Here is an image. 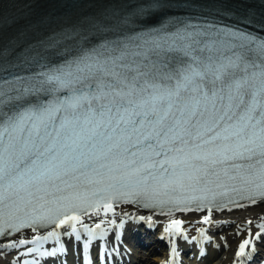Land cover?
<instances>
[{
  "label": "snow or ice",
  "instance_id": "obj_1",
  "mask_svg": "<svg viewBox=\"0 0 264 264\" xmlns=\"http://www.w3.org/2000/svg\"><path fill=\"white\" fill-rule=\"evenodd\" d=\"M155 7L141 0L114 25L67 32L51 42L55 60L0 75V255L54 256L42 246L62 234L87 248L84 217L118 202L203 212L204 224L264 202V24L133 27Z\"/></svg>",
  "mask_w": 264,
  "mask_h": 264
},
{
  "label": "bare ground",
  "instance_id": "obj_2",
  "mask_svg": "<svg viewBox=\"0 0 264 264\" xmlns=\"http://www.w3.org/2000/svg\"><path fill=\"white\" fill-rule=\"evenodd\" d=\"M128 211V210H127ZM124 209H116L114 212H109L107 215L101 213L98 216H92L88 218V223L92 227H95L97 223L100 226L109 227L114 225L116 221H123L122 219L125 218V214L127 213ZM203 216L195 217L194 214L184 217V228L188 231V242L191 246V250L198 256L201 252L209 253V258L205 261H201L200 264H236L237 259H234L235 250H238L239 244L247 237L251 240V243L260 244L264 238V230H262L259 226L264 225V205L263 204H255V205H248L245 207H240L235 210H228L226 212H217L212 214L211 222L205 226H200L195 220L201 218ZM150 221L153 223L156 235L163 232L166 228V224L174 217H167V218H158L156 216H151ZM149 219V218H147ZM251 220L252 223L248 224L247 221ZM103 221V223H101ZM100 229V228H99ZM106 234H111L109 228L106 230H102ZM201 231L198 234V231ZM95 231V229H94ZM66 230L60 231V233H64ZM240 233L237 235V233ZM261 233L259 237H257V233ZM173 237V236H171ZM169 237V238H171ZM154 236H150L148 240H152ZM112 242V238L104 239V246L106 249L110 247ZM54 245H62L68 248L70 253H74L76 248L72 247L73 243L70 240V237L61 235L59 243L53 241ZM99 246L100 245L99 243ZM80 249L78 251L85 252L86 248H84V241L81 240ZM175 248L177 247H170ZM20 252L9 249L4 254L0 255V264H8V262L15 260V256H18ZM212 257H211V256ZM264 258V253L262 255ZM163 261L162 258H153L144 259L141 264H154L161 263Z\"/></svg>",
  "mask_w": 264,
  "mask_h": 264
}]
</instances>
